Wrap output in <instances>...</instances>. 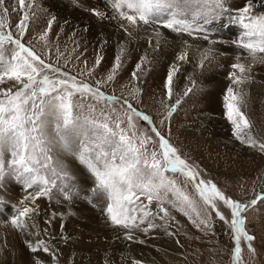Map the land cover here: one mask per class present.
Listing matches in <instances>:
<instances>
[{"label": "snow or ice", "instance_id": "snow-or-ice-1", "mask_svg": "<svg viewBox=\"0 0 264 264\" xmlns=\"http://www.w3.org/2000/svg\"><path fill=\"white\" fill-rule=\"evenodd\" d=\"M5 2L0 0V188L11 178L27 193L20 202L22 206H11V226L22 235L38 236V231H32L36 225L30 223L32 215L38 214L36 201L41 197L52 200L57 193L65 200L72 198L77 185L61 158L64 153L75 157L90 174L94 181L93 195L107 201L108 218L114 227L123 230L125 239L133 240L137 231L148 234L157 228H164L168 235H173L168 231V224L174 218L165 207L170 205L188 217L195 227L207 231L214 229L212 213H215V217L230 228L234 244L231 264H242V240L250 252H255L251 244L254 236L249 234L243 214L258 202L264 203V193L246 203L227 196L211 180L200 178L199 170L181 157L155 126L152 117L133 106L131 100L140 98L143 91L138 86L140 74L146 71L143 65L151 64L147 52L131 73L137 86L130 98L108 95L103 87L114 82L121 72L124 57L129 52L128 41L119 44L106 77L93 84L62 71L23 42L33 15V3L18 0L23 15L14 35L6 19L9 13ZM109 3L113 10L111 18L121 22L120 27L128 37H132L133 31L151 30L154 50L168 44L166 31L176 37L196 34L197 38L202 35L208 40L209 34L216 31L211 26L226 18L228 24L224 27L240 29L232 43L253 62L264 63V11L255 10V0H246L239 8L230 7L229 0H109ZM92 13L100 19L108 18L94 9ZM54 20L55 16L48 21L49 29ZM46 37L47 30L40 39ZM152 43L153 39L149 38V47ZM187 57L184 51L177 59L186 61ZM102 60L103 56L98 54L87 73L89 77ZM200 66L203 67V61ZM231 67L236 71L229 73L231 83L223 97L225 117L237 141L264 153V140L254 134V124L245 111L247 93L242 86L250 78L247 75L250 67L243 63ZM178 71V66L173 64L164 82L169 101L174 94L173 78ZM191 91V87L187 88L184 95ZM103 102H107L108 110L101 107L98 111ZM117 103L121 104L123 112L114 107ZM180 104L181 100H176L175 104L165 105L162 124L170 121ZM133 117L146 122L156 139L147 132H139ZM168 173L179 174L192 185L203 209ZM4 203L0 198V205ZM153 203L155 212L150 207ZM220 204L230 211V220L221 211ZM156 219L163 223H155ZM24 243L33 254L43 251L51 255L53 261L57 259L43 239H25ZM34 259L35 264H44L39 257L34 256ZM133 264L142 262L134 260Z\"/></svg>", "mask_w": 264, "mask_h": 264}, {"label": "rangeland", "instance_id": "rangeland-1", "mask_svg": "<svg viewBox=\"0 0 264 264\" xmlns=\"http://www.w3.org/2000/svg\"><path fill=\"white\" fill-rule=\"evenodd\" d=\"M46 1L48 0H28V2L34 4V7L31 9L33 15L29 21V28L23 42L27 46L34 48L36 52V46L39 43L38 34L41 30L43 31L44 27L45 29H49L48 22H43V18L46 16L49 20L53 19ZM98 6L100 5H93L92 8L95 7V11L102 12ZM5 7H7L9 13L6 17L7 22L13 34L16 35V24L23 15L19 11V2L18 0H6ZM13 8L17 10L13 11ZM0 14H2V9H0ZM108 21L110 22L111 18ZM51 27L56 28L55 20ZM57 27L59 26L57 25ZM4 31H7V29ZM40 48L39 54H43L44 51L47 52L44 45ZM98 54L104 57V54H101L97 50L94 51L93 55L91 53L86 54L87 58L89 57L88 59L93 61L79 60L75 61V65L64 61H62L63 64H57L53 60L49 63L53 62L52 64L60 67L62 71L69 72L71 75L95 84L97 80H102L106 77L116 56V53H113L110 54L111 56L103 58L100 66L95 69L94 75L89 77L87 73L93 68ZM143 55L138 48L129 51L128 55L124 57V66L116 80L104 86L103 90L108 95L130 98L133 88L137 86V82L132 80L131 73ZM150 61V65H143L146 71L140 74L138 85L143 91L140 98L131 100L133 106L152 117L155 126L169 139L181 157L199 170L200 178L205 181L211 180L227 196L246 203L254 199L257 194L264 193L263 174L258 181H254L255 179L251 177L248 180L241 181L239 177L233 178L228 171L215 167L214 158L216 155H213V152L215 154L216 148L218 150L222 149V152H225L222 159L221 157H217L218 162L216 163H219V166H224L221 164V161L226 160L229 167L236 164V160L247 163L252 162L254 158V153L252 154V152L256 149L241 145L233 137L232 127L221 128L222 126L216 125L213 119L201 118L200 116L198 117V114H193L191 105L192 101L198 97L197 93L203 89L210 88L214 84L212 82L211 84L205 78L201 79L200 83L191 82L189 84L184 74L185 71L177 64L179 71L173 78V89L175 92L173 91V97L169 101L165 96L163 86L167 77V74L164 73L169 72L173 63L166 60L155 62V60L151 59ZM159 72L161 73L159 74ZM159 75L162 77L160 78ZM189 87L192 88V91L185 96L184 93ZM176 100H181V104L177 107L170 121L165 120L162 124L161 121L164 119L166 113L165 105L175 104ZM161 101L164 103L162 104ZM101 107L107 111V102L99 105L98 111ZM114 107L117 111L123 112L121 104L117 103ZM150 111L154 114V118ZM133 118L139 132H147L150 136H153L154 140L156 139L146 122L135 117ZM255 126L260 131L254 132V134L258 139L260 138L259 133L263 134L262 140H264V122H261V119L255 120ZM217 128L222 132L215 134L213 131ZM198 137L202 138L198 139ZM181 138L184 139L182 143L180 142ZM235 144L239 145L241 149H237L234 146ZM61 157L65 165L69 166L67 163L71 162L72 170L69 171L75 177L74 183L77 185V191L70 200H65L59 193L52 200L41 197L36 201L38 214L34 213V217L30 221V223L36 225L32 231L39 232L38 236H31L32 240H45L51 250L55 252L57 259L53 261L51 255L45 254L43 251L36 254L31 253L24 243L28 235H22L11 226L9 222L12 212L11 206H22L20 202L24 200L27 193L22 185L18 184L14 179L8 178L4 186L0 188V198L5 201L3 205H0V264H20L17 256L22 260L23 264H35L34 256L39 257V259L44 261V264H88L94 256L99 259L101 264L111 262L115 264H133L134 260L141 261L142 264H231L234 244L230 239V228L223 221H219L215 217V213H212L214 229L207 231L198 229L188 217L176 211L170 205H165L171 217L174 218L168 224V231L172 232L173 235H168L164 228H162L163 232H160L159 228H157L148 233L145 238L135 233L133 240L125 239L124 232L118 231L119 228L114 227L108 218L106 212L107 201L101 197V204L96 205L93 203L94 195L92 189L94 181L87 170L79 164L75 157L64 153H61ZM223 174H226V176ZM168 175L172 176L203 209V204L192 188V185L187 183L183 176L175 173H168ZM141 199L144 200L143 197ZM25 203H29V201H25ZM144 203H147V201L144 200ZM218 206L230 220V211L222 204ZM150 207L154 212L156 211L155 203L150 205ZM63 211L66 213L70 212L73 215L70 218L61 220V213ZM81 211L84 214H93L95 218L89 220L84 214L81 215ZM243 215L246 218V228L249 234L254 236L251 244L255 252H250L247 244L242 240L241 262L242 264H264V259L263 262L261 261V258H264V203L258 202L256 206L248 208ZM46 221H50L51 223H46ZM154 222L157 224L163 223L159 219H156ZM71 227H78L82 232L96 236L86 239L85 247L75 246L73 249L66 251L64 248L67 237L65 233ZM168 239L174 243L173 248L170 249L166 246L165 249L161 250V245ZM138 240H142L144 243H139L137 242Z\"/></svg>", "mask_w": 264, "mask_h": 264}, {"label": "bare ground", "instance_id": "bare-ground-1", "mask_svg": "<svg viewBox=\"0 0 264 264\" xmlns=\"http://www.w3.org/2000/svg\"><path fill=\"white\" fill-rule=\"evenodd\" d=\"M245 2L246 0H229V6L232 8H239L242 7ZM255 2L257 4L255 10L257 12L264 11V0H255ZM46 5L51 12V16H55L56 28L51 27L50 29H45V27H42L43 31L41 30L38 34L39 43L36 46L38 54L40 53V47H43V45L47 51L40 54L42 58L48 62L52 60L56 61L55 63L57 64H63L62 61H64L75 65V61L79 60L93 61L88 59L89 57L87 58L86 54L91 53L93 55L94 51L97 50L100 51L101 54H104L103 58L111 56L110 54L117 53V48L121 42L128 41L129 51L138 48L144 55L147 52L149 60L152 59L155 60V62L166 60L173 64H178L181 69L185 71L184 74L186 75L189 84L191 82H195L196 84L200 83L203 78L210 83L212 82L214 84L213 86L203 89L201 92L197 93L198 97L192 101L191 106L193 108V114H198V117L200 116L201 118H211L216 125L219 127L222 126L221 128H226L227 126H230V128L232 127L225 117L223 99L226 89L231 83L229 73L236 71L231 66L235 63L245 64L246 67H250V72L247 73L250 78L242 86L244 91L247 93V106L245 111L254 124L253 131H260L257 126H255V120L261 119V122H264V63L253 62L251 57H248L243 50L237 48L236 45L232 43V41L238 37L240 29L237 26L224 27V25L228 24L226 18L218 24L211 26L215 28L216 31L209 34L208 40H204L202 35L200 38H197L196 34L193 36L185 34L183 37H176L175 34L168 33L166 31L165 34L169 37L168 44L162 45L159 50H154L155 40L152 37L151 30H141L139 32L133 31L132 37H128L124 30L120 27L121 22L118 19L111 18L113 10L110 6L109 0H48L46 1ZM93 5H100L98 7L103 13H105L108 19H100L93 15L92 10L95 8H92ZM233 15H235V13H233ZM109 18H111L110 22L108 21ZM44 21L48 22V17L45 16V18H43V22ZM57 25L59 27H57ZM45 30H47V37L45 40H41L40 37ZM149 38L153 39L151 47H149ZM185 41H187V44ZM184 51H187L188 53L187 60H178L177 57ZM205 56H207V59H205ZM202 61L203 67L200 66ZM160 73L161 72H159V74ZM164 74H168V71ZM161 77L162 76H160V78ZM173 91L175 92L174 89ZM197 109L198 111H196ZM150 113L154 118V114L151 111ZM213 132L218 134L222 131L217 128ZM259 136V139H263V134L261 135V133H259ZM201 138L202 137H198V139ZM180 142H184V139L181 138ZM234 146L237 149H241L239 145L235 144ZM223 153L225 152H222V149L218 150L217 148L215 149V154L213 152V155H216L214 158L215 167L217 169L221 168L228 171V173H231L233 178L239 177L241 181H244L251 177L255 179L254 181H258L260 180V176L262 174L264 175V153L254 150L252 152V154L254 153L252 162L247 163L241 160H236V164H233L231 167L228 166L226 160L221 161V164L224 166H219V163H216L218 162L217 157H221L222 159L224 155ZM70 163H67L69 166H66L69 170H72ZM223 175L226 176V174ZM56 195H58V193ZM93 200V203L96 205L101 204L100 196H94ZM80 213H82V211ZM83 214L84 212L81 215ZM71 215L73 214L63 211L61 213V220L70 218ZM84 215L89 220H93L95 218L93 214L86 213ZM33 217L34 214L32 215V218ZM159 230L160 232H163L162 228H159ZM118 231L123 230L118 229ZM135 233L139 234L142 238L147 236V234L142 231H137ZM65 234L67 236L64 244L66 251L73 249L75 246L85 247L86 239L96 236L84 233L79 230L78 227L69 228ZM30 237L31 236H27V239H33ZM173 245L174 243L170 239L165 240L164 244L161 245V250H163V248L165 249L166 246L172 249ZM17 258L18 262L23 264L22 260L18 256ZM257 259L259 260V258ZM263 259L264 258H261L262 262ZM88 264H101V262L96 256H94ZM108 264L115 263L111 262Z\"/></svg>", "mask_w": 264, "mask_h": 264}]
</instances>
